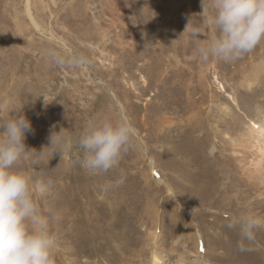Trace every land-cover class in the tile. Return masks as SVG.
I'll return each instance as SVG.
<instances>
[{"label": "rangeland", "instance_id": "rangeland-1", "mask_svg": "<svg viewBox=\"0 0 264 264\" xmlns=\"http://www.w3.org/2000/svg\"><path fill=\"white\" fill-rule=\"evenodd\" d=\"M27 2L39 26L28 15ZM200 12L201 0H0V119L22 112L32 125V131L26 134V146L37 151L49 145L51 133L61 128L66 129L71 141L62 155L56 152L52 156L51 150L45 149L43 157L32 154L17 166L32 174L40 213L59 217L49 224L58 236L56 264H153L154 254H160L161 264H180V254L188 263L195 260L193 240L188 237L187 243L176 241L171 233L173 227L166 220L171 209L164 197L168 192L152 184L151 177L161 183L158 174L162 171L152 164L151 147L167 173L177 169L179 156L161 153L163 142L157 139L161 132L157 130L156 134L152 126L151 104L154 101L158 107L161 102L163 106L168 103L166 87H170L174 113L181 112L179 106L203 102L205 116L211 115L215 127L216 121L237 114L243 121L258 119L260 110H264V42L234 62H203L195 54L196 38L190 35L192 26L201 23ZM214 34L209 29L199 39L203 42ZM64 48L83 53L89 63L83 67L51 63L47 51ZM169 71L187 75L189 78L178 80L177 85L190 89H183L180 95L171 87L172 80L165 78ZM161 90L165 96L154 98V93L160 95ZM116 115L131 118L139 140L117 168L91 174L80 166L78 139L90 120ZM223 127L224 122L216 132ZM218 140L213 135L205 139L206 156L218 152ZM181 142L176 140L170 146L178 148ZM121 176L123 182L117 185ZM47 179L53 180V188L41 194L39 182ZM210 179H215L214 173ZM174 184L180 185L178 180ZM188 186L183 184L184 189ZM156 194L158 225L150 210ZM222 198L220 195L212 203L224 207L219 212L214 208L208 211L207 207L196 209L205 222L202 227L206 225L203 228L208 238L221 246L219 251H211L208 261L264 264V229L256 232L250 251H239V234L227 227L231 212L238 213L239 207ZM207 212L210 215L204 214ZM208 223L221 238L211 234ZM175 244L188 247L181 249Z\"/></svg>", "mask_w": 264, "mask_h": 264}, {"label": "clouds", "instance_id": "clouds-1", "mask_svg": "<svg viewBox=\"0 0 264 264\" xmlns=\"http://www.w3.org/2000/svg\"><path fill=\"white\" fill-rule=\"evenodd\" d=\"M201 23L191 28L196 38L195 54L203 62L210 59L234 62L264 42V0H201ZM192 22L189 20L188 25ZM187 25V26H188ZM211 29L215 34L203 42L199 39ZM50 62L57 66L83 67L89 59L70 49H49ZM32 131L30 120L22 113L0 119V264H56L58 236L50 230L52 219L42 215L33 191L32 174L17 167L32 154L61 155L71 146L67 131L61 128L50 135V144L37 151L28 148L26 134ZM139 131L127 116H105L90 120L78 139L80 166L91 174H102L117 168L120 161L136 147ZM34 163L38 164L39 160ZM123 182V176L116 184ZM51 179L39 182L41 194L50 192ZM240 239L237 249L250 251L256 232L264 229V214L247 211L232 216L227 225ZM199 264H205L200 260Z\"/></svg>", "mask_w": 264, "mask_h": 264}, {"label": "bare ground", "instance_id": "bare-ground-1", "mask_svg": "<svg viewBox=\"0 0 264 264\" xmlns=\"http://www.w3.org/2000/svg\"><path fill=\"white\" fill-rule=\"evenodd\" d=\"M27 10L32 22L36 26H39L33 17L29 2H27ZM168 74L170 75H167L165 78H168V81L172 80L171 87L173 89L177 88L176 90H179L180 95L184 91L183 89H185V91L190 89L186 87L184 83H182L184 88L179 87V84L177 85L178 80L183 82L185 79L189 78L187 75L183 74V72L169 71ZM169 88L170 87H166L170 99L168 103L165 101L164 106L161 102L159 105L157 104V107L154 104V101L151 100L153 101L151 104L153 107V109L151 108L153 112V115L151 116V123L156 134L157 130H160L161 132L157 137V139L163 142L161 145V153L167 151L169 155L178 154L179 158L177 159H179V161H177L176 164L177 169L167 173L166 167L162 166L157 159L156 149L151 147L150 151L154 156H150L152 164L153 166L157 165L163 174V177L161 173L158 174L162 178L160 184L156 183L157 181H155L152 177L151 180L152 184L157 189L161 188L162 190H166L168 192V195L164 197L170 204L168 206H170L169 208L171 209V213L169 212L170 215L167 216L166 220H168L169 224L173 227L171 233L176 236L175 240L186 243L188 242L189 238L193 240V248H195L194 257H196L195 260L188 263L186 256L180 254L178 258V260H180V264H199L202 256L203 261L205 260V264H213L208 261V258L212 256L211 251H219L221 246L217 243V241L212 243L211 239L208 238V232L205 230V228H203L206 227V225H203L202 227L204 221L198 215L199 213L196 209L207 207L206 209H208V211L213 208L216 209V212L223 210L224 207L217 205L214 207L212 205V203H214L213 199L220 198L221 195V197H223L222 199H225L228 202L230 200V203L234 201L235 204H238V213L234 212L235 214H233L230 211L231 215L233 216L247 211L264 214V110H260L258 119H249L243 121V118L237 114L235 118L216 121L217 126L215 127V121L212 120L211 115L205 116V108L202 107L203 102L201 105H199V102L196 104L188 103L186 107H180L178 105L179 107L177 110L181 112L179 114L174 113L173 108L175 102H172L174 95L173 93L170 94L171 90H169ZM158 96L164 97L165 93L161 90L160 95H157L156 92L153 95L154 98ZM182 99L181 101L184 102ZM232 100L236 102V105L239 108L237 98L233 96ZM157 108L160 110H157ZM159 113H161L160 117L158 116ZM171 114H174V116ZM222 122H224V126H226L225 129L223 127L220 132H216L215 128L221 126ZM212 135L214 138L219 139V143L216 144V147H218L219 150L214 156L210 157L205 155L206 148L203 142L205 139L209 140ZM180 139L182 142L178 148L170 146L171 143ZM199 156L201 157V160H199ZM230 163L232 165L229 167L228 164ZM213 173L215 174V179L211 181L210 176ZM205 177H207V180L210 182H206L204 180ZM172 179L178 180L182 187L180 185H175V180L172 181ZM184 183H188L189 186L187 189H184ZM217 189H222V191H218ZM154 190L155 193L159 195L156 189ZM157 194L153 195L150 202V207H152L150 209L152 210L151 217L155 220L154 223L156 225H158V221L156 222V217L160 212V209L156 206L155 202L157 201V199H155ZM206 202H209L210 204L205 206L206 204L204 203ZM159 205L160 204H158V206ZM209 213L210 212L204 214ZM215 219L218 218L211 217V220ZM180 223L183 224L184 227L176 225ZM207 225L209 230H211V234H213L215 238H221L220 235L218 237L219 233L216 229L210 227L209 223ZM180 227L182 228V232L180 231ZM186 234L187 237L185 240H183V236ZM223 241H221V244ZM175 245L181 249H186L188 247L182 244ZM202 249L205 250L204 253L202 252ZM158 255L154 254L153 264H161V260ZM200 255L202 256L200 257Z\"/></svg>", "mask_w": 264, "mask_h": 264}]
</instances>
